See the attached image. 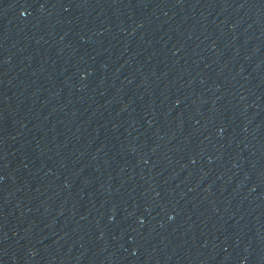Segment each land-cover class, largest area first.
Returning a JSON list of instances; mask_svg holds the SVG:
<instances>
[{
    "label": "water",
    "instance_id": "95a60500",
    "mask_svg": "<svg viewBox=\"0 0 264 264\" xmlns=\"http://www.w3.org/2000/svg\"><path fill=\"white\" fill-rule=\"evenodd\" d=\"M0 264H264V0H0Z\"/></svg>",
    "mask_w": 264,
    "mask_h": 264
}]
</instances>
